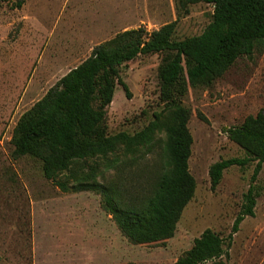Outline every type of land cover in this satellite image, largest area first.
Returning a JSON list of instances; mask_svg holds the SVG:
<instances>
[{
  "label": "rangeland",
  "instance_id": "374dc122",
  "mask_svg": "<svg viewBox=\"0 0 264 264\" xmlns=\"http://www.w3.org/2000/svg\"><path fill=\"white\" fill-rule=\"evenodd\" d=\"M14 4L0 0V264H70L77 243L84 249L83 241L93 238L128 239L103 209L99 194L63 192L45 178L41 161L14 157L11 140L18 120L95 46L125 30L141 27L151 33L172 22L177 23L176 39L198 36L211 23L214 6L189 0H26L22 9ZM161 60V55H142L123 67L121 77L131 96L116 86L108 109L110 135H134L162 111ZM183 104L191 112L189 169L196 192L172 239L131 243L132 258L152 264H173L206 229L222 237L231 233L255 164L226 170L215 190L209 170L218 161L245 156L226 130L264 108V43L212 85L190 88ZM164 154L161 134L137 157L119 156V167L137 190L148 193L162 171ZM91 166L105 170L101 162ZM116 176L107 170L97 181L109 183ZM256 185L255 217L243 221L228 255L211 264H264V167Z\"/></svg>",
  "mask_w": 264,
  "mask_h": 264
},
{
  "label": "trees",
  "instance_id": "16d2710c",
  "mask_svg": "<svg viewBox=\"0 0 264 264\" xmlns=\"http://www.w3.org/2000/svg\"><path fill=\"white\" fill-rule=\"evenodd\" d=\"M214 6L211 23L202 34L175 38L176 22L151 33L143 28L125 30L95 46L91 55L70 70L18 120L12 135L14 157L42 162L45 178L63 192L92 191L119 231L134 245H154L175 236L183 212L195 196L196 179L189 169L193 136L190 110L183 98L190 88L212 85L243 56L252 58L264 43V0H189ZM26 0H15L22 9ZM161 55L158 78L164 107L148 126L131 135L108 133V109L121 85L124 66L142 55ZM244 157L221 160L209 170L215 190L231 167L253 164L252 184L231 233L222 237L206 229L175 264H211L228 255L234 235L247 217H255L260 192L256 185L264 167V108L255 116L226 130ZM165 137V161L148 193H141L123 176L119 156L137 157ZM114 158V159H113ZM104 164L105 170L91 166ZM128 161H124L126 163ZM131 161L130 163H136ZM88 168L89 170H86ZM107 170L117 176L99 183ZM64 177L63 179H60ZM72 182V183H71Z\"/></svg>",
  "mask_w": 264,
  "mask_h": 264
},
{
  "label": "crops",
  "instance_id": "0c3cea01",
  "mask_svg": "<svg viewBox=\"0 0 264 264\" xmlns=\"http://www.w3.org/2000/svg\"><path fill=\"white\" fill-rule=\"evenodd\" d=\"M25 20L27 21V19ZM82 244L84 249H78L79 243L75 245L76 249L72 251L74 253L69 255L70 264H152L132 258L134 256L131 253L134 250L133 245L126 239L93 238L83 241ZM86 245L91 248L86 250ZM175 263L176 261L173 264Z\"/></svg>",
  "mask_w": 264,
  "mask_h": 264
}]
</instances>
